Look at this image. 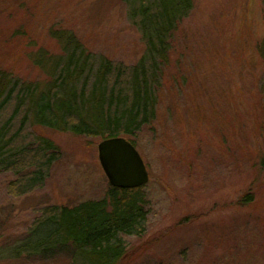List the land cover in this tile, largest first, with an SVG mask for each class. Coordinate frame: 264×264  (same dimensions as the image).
Listing matches in <instances>:
<instances>
[{"label":"rangeland","instance_id":"rangeland-1","mask_svg":"<svg viewBox=\"0 0 264 264\" xmlns=\"http://www.w3.org/2000/svg\"><path fill=\"white\" fill-rule=\"evenodd\" d=\"M194 2L179 30L181 62L168 75L182 80H166L152 124L133 139L123 136L150 180L143 191L147 230L125 236L119 264H264V0ZM135 4L0 0V91L19 81L45 87L50 76L37 56L59 62L75 48L136 64L149 26ZM31 131L53 140L62 159L44 188L22 197L8 191L14 175L0 173V264H71L65 254L13 253L27 234V243L34 240L29 227L44 207L106 197L111 183L99 159L105 139L41 125Z\"/></svg>","mask_w":264,"mask_h":264},{"label":"trees","instance_id":"trees-1","mask_svg":"<svg viewBox=\"0 0 264 264\" xmlns=\"http://www.w3.org/2000/svg\"><path fill=\"white\" fill-rule=\"evenodd\" d=\"M194 10V0H136V16L149 26L148 41L143 35L148 47L139 62L87 56L75 48L59 62H42L37 56L36 65L50 76L45 87L19 81L0 91V173L14 175L8 185L12 196L44 188L62 159L60 147L34 135L33 125L101 139H133L156 120L164 83L181 79L173 74L171 81L168 75L174 61L181 62L179 30ZM143 191L144 186L111 185L103 199L46 206L29 227L34 240L27 243V234L13 254L47 259L65 254L71 264H119L127 255L125 236L147 230Z\"/></svg>","mask_w":264,"mask_h":264},{"label":"water","instance_id":"water-1","mask_svg":"<svg viewBox=\"0 0 264 264\" xmlns=\"http://www.w3.org/2000/svg\"><path fill=\"white\" fill-rule=\"evenodd\" d=\"M99 159L111 185L137 188L150 180V173L136 146L123 136L103 140Z\"/></svg>","mask_w":264,"mask_h":264}]
</instances>
